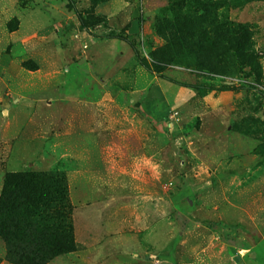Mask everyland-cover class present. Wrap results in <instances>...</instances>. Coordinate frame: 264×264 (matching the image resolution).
I'll list each match as a JSON object with an SVG mask.
<instances>
[{
    "label": "rangeland",
    "instance_id": "374dc122",
    "mask_svg": "<svg viewBox=\"0 0 264 264\" xmlns=\"http://www.w3.org/2000/svg\"><path fill=\"white\" fill-rule=\"evenodd\" d=\"M211 2L242 55L200 56ZM176 12L203 21L166 60ZM23 170L67 186L46 264H264V0H0V195Z\"/></svg>",
    "mask_w": 264,
    "mask_h": 264
},
{
    "label": "trees",
    "instance_id": "16d2710c",
    "mask_svg": "<svg viewBox=\"0 0 264 264\" xmlns=\"http://www.w3.org/2000/svg\"><path fill=\"white\" fill-rule=\"evenodd\" d=\"M218 7L211 2L210 32L194 44L204 59L215 49L231 50L235 55L249 49V29L232 21H218ZM203 15L187 13L182 19L175 13V20L166 29L169 44L162 50L164 59L169 60L171 52L178 53L176 49L184 46V41L194 43L191 29L203 21ZM70 208L62 178L32 170L7 173L0 195V236L7 247V258L15 264H46L54 256L73 250Z\"/></svg>",
    "mask_w": 264,
    "mask_h": 264
}]
</instances>
